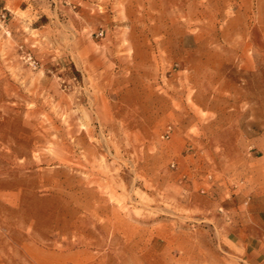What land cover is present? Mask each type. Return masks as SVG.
I'll use <instances>...</instances> for the list:
<instances>
[{
    "label": "rangeland",
    "instance_id": "1",
    "mask_svg": "<svg viewBox=\"0 0 264 264\" xmlns=\"http://www.w3.org/2000/svg\"><path fill=\"white\" fill-rule=\"evenodd\" d=\"M0 264H264V0H0Z\"/></svg>",
    "mask_w": 264,
    "mask_h": 264
},
{
    "label": "built area",
    "instance_id": "2",
    "mask_svg": "<svg viewBox=\"0 0 264 264\" xmlns=\"http://www.w3.org/2000/svg\"><path fill=\"white\" fill-rule=\"evenodd\" d=\"M101 34H103V32Z\"/></svg>",
    "mask_w": 264,
    "mask_h": 264
}]
</instances>
